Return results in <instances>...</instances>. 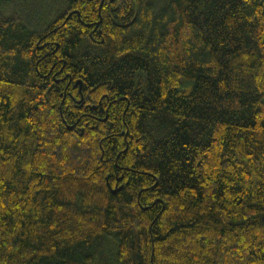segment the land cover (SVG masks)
<instances>
[{
    "label": "trees",
    "instance_id": "1",
    "mask_svg": "<svg viewBox=\"0 0 264 264\" xmlns=\"http://www.w3.org/2000/svg\"><path fill=\"white\" fill-rule=\"evenodd\" d=\"M0 0V264H264V0Z\"/></svg>",
    "mask_w": 264,
    "mask_h": 264
},
{
    "label": "rangeland",
    "instance_id": "2",
    "mask_svg": "<svg viewBox=\"0 0 264 264\" xmlns=\"http://www.w3.org/2000/svg\"><path fill=\"white\" fill-rule=\"evenodd\" d=\"M60 0H23L22 3L32 5L33 9L37 12V16H45V10L49 5L54 6L55 8L60 7Z\"/></svg>",
    "mask_w": 264,
    "mask_h": 264
}]
</instances>
